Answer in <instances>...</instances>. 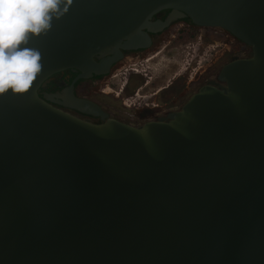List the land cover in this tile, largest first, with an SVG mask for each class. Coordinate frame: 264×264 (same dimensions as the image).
I'll list each match as a JSON object with an SVG mask.
<instances>
[{"label": "water", "instance_id": "1", "mask_svg": "<svg viewBox=\"0 0 264 264\" xmlns=\"http://www.w3.org/2000/svg\"><path fill=\"white\" fill-rule=\"evenodd\" d=\"M184 19L251 53L167 119L121 122L71 86L61 104L93 123L40 97ZM29 46L41 72L0 95V264H264V0H71Z\"/></svg>", "mask_w": 264, "mask_h": 264}, {"label": "flooded vegetation", "instance_id": "2", "mask_svg": "<svg viewBox=\"0 0 264 264\" xmlns=\"http://www.w3.org/2000/svg\"><path fill=\"white\" fill-rule=\"evenodd\" d=\"M167 15L168 11H163L155 19L165 20ZM178 24H181V27L173 29V26ZM198 30H205V33L201 32L199 40L205 42L208 49H210V43H217L215 40L230 48L229 53L231 54L227 62L231 61L233 57H239L235 53L232 54L231 47L233 46L240 51L241 57H248L251 53L250 47L245 46L227 32L222 31L219 34L214 29L200 28L193 25L188 19H184L174 22L157 33L149 34L152 43L148 48L122 51L123 57L114 62L106 74L79 78V71L66 69L53 74L46 84L40 87L39 95L40 97L47 96L53 106L93 123H101L102 120L100 117L89 116L61 104L68 100V90L71 86L74 96L96 103L110 118L121 122L141 125L147 121L167 119L169 114L180 110L201 87L211 83L223 84L217 80V75L221 67L227 63L223 61L227 54L225 51L212 60L207 59L208 64L199 60L197 68L193 65L199 55L196 50L193 51L190 63L185 62L187 66L192 63L191 67L186 68V72L174 73L171 80L157 89L155 88L161 83V80L157 82L158 78L148 75L146 63L158 55L151 57L149 56L151 52L164 46L170 53L173 49L172 46L182 44L183 39L188 40ZM201 63L203 64L199 66ZM140 66H144V68L141 69ZM175 66L177 68V65ZM167 71L171 73L172 70L167 68ZM168 72L165 71V73ZM110 83L121 84L119 93H116L115 97L109 94L113 92L112 90L106 91L110 87Z\"/></svg>", "mask_w": 264, "mask_h": 264}, {"label": "clouds", "instance_id": "3", "mask_svg": "<svg viewBox=\"0 0 264 264\" xmlns=\"http://www.w3.org/2000/svg\"><path fill=\"white\" fill-rule=\"evenodd\" d=\"M71 0H0V95L26 93L41 72V53L30 47L68 11Z\"/></svg>", "mask_w": 264, "mask_h": 264}, {"label": "rangeland", "instance_id": "4", "mask_svg": "<svg viewBox=\"0 0 264 264\" xmlns=\"http://www.w3.org/2000/svg\"><path fill=\"white\" fill-rule=\"evenodd\" d=\"M181 27V24L173 26V29H177ZM216 32H222L218 29H214ZM205 33V30H198L196 31L192 37H190L188 40L183 39L181 42L182 44H177L172 46V51L168 53V49L164 48V46H161L160 48L154 50L153 52L150 53L149 56L153 57L152 59L149 60V62L146 63V69L148 71V75L150 77L158 78L157 82L161 80V83L155 88H159L165 83H167L171 78L174 76V73L179 72H186V68H190V66L185 65V62L190 63V58L191 55H193V51L196 50V53L199 55L198 58H196V63L193 65V67L197 68V64L199 60L203 61L204 64H208L207 59H213L217 56L220 55L221 52H226V56L224 57L225 62L229 60L230 54L229 50L230 48L227 46H223L220 43H218V40H215L217 43H210L209 46H214V48L208 49V46L205 42L200 41L199 37H201V32ZM187 40V41H186ZM233 40V39H232ZM180 43V42H179ZM206 45V46H205ZM176 47V48H175ZM207 47V49H206ZM170 49V48H169ZM231 52L232 54L235 53L239 57L242 56L240 51L236 49L235 46L231 47ZM205 60V61H204ZM203 63H201L199 66H201ZM177 65V68L176 66ZM183 65V66H182ZM175 66V67H174ZM220 66V65H219ZM141 69L144 68V66H140ZM167 68L171 69V73L167 71ZM176 68V69H174ZM168 72V73H165ZM110 87L106 90L107 92H110L111 90L114 92H110V96H116V93H119V89L121 88V84H113L110 83Z\"/></svg>", "mask_w": 264, "mask_h": 264}]
</instances>
